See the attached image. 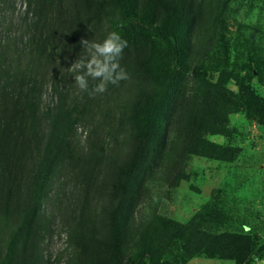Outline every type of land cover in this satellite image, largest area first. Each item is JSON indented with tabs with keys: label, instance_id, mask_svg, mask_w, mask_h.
Instances as JSON below:
<instances>
[{
	"label": "rangeland",
	"instance_id": "1",
	"mask_svg": "<svg viewBox=\"0 0 264 264\" xmlns=\"http://www.w3.org/2000/svg\"><path fill=\"white\" fill-rule=\"evenodd\" d=\"M35 1H1L0 38L9 27L12 34L25 31L26 45L36 22L59 29L55 13L61 7L70 21L53 39L52 60L63 84L57 96L48 85L39 105L41 112L53 108L63 92L73 151L54 176L40 181L44 188L28 206L34 210L40 198V264H133L146 231L160 219L165 230L144 264L234 261L210 255L206 235L222 236L228 257L243 235L263 246L264 0H136L144 28L120 60L130 78L95 98L78 89L67 69L83 54L81 39L102 42L130 3L56 0L46 10ZM178 2L182 12L175 10ZM176 34L182 44L177 71L159 86L151 42L174 44ZM98 83L89 78V90ZM42 125L47 132V120ZM144 133L155 135L149 155L131 169L130 154ZM211 144L234 159L196 154ZM14 218L0 227L5 256L13 251ZM113 224L123 227L118 248L105 243ZM255 256L264 259V253Z\"/></svg>",
	"mask_w": 264,
	"mask_h": 264
},
{
	"label": "trees",
	"instance_id": "2",
	"mask_svg": "<svg viewBox=\"0 0 264 264\" xmlns=\"http://www.w3.org/2000/svg\"><path fill=\"white\" fill-rule=\"evenodd\" d=\"M1 1L3 0H0V4ZM55 1L35 2L46 10H53ZM125 1L130 3V7L123 13L116 31L130 42L140 35L144 27L140 21L138 2L120 0L122 4H125ZM184 7L178 2L175 10L182 12ZM61 9L62 7L55 13L59 29L55 30L49 22L44 25L36 22L34 27H30L34 28L33 38L26 45L23 44L25 31L12 34L9 27L0 38V227L3 221L10 217L16 216L19 220L11 241L14 252L11 251L5 256L0 243V264H6V260L9 264H40L37 240L42 228L39 222L42 215L40 198H37L38 205L34 210L28 209V206L31 201L36 202L34 194L43 190L44 182L55 175L57 169L63 165V160L73 154L67 137L72 128L66 127L71 112H68L65 99L61 97L63 92L59 93L60 99L53 108L47 107V110L42 112L39 109L48 85L52 87V95L57 96V89H61L63 84L56 70L57 64L52 60L53 52L55 54L57 50V47L53 46V39L61 27L64 31L69 28L70 21L67 14L60 12ZM153 30L156 35L161 32L160 28ZM180 37L176 34L175 43L170 45H164L157 40L151 42L150 57L158 66L156 77L159 86L171 81L177 71L176 63L182 52ZM184 71L198 73L197 69L185 68ZM46 120L49 125L47 132H44L41 126ZM154 137L151 133H144L134 152L130 154L131 160L128 164L131 169L146 161L149 155L147 148ZM45 141L47 145L43 147ZM196 154L225 161H232L235 157L233 152L212 144L204 153ZM30 179H37V182H27ZM40 181H43V185ZM23 209L27 210L24 218ZM164 222V219H160L152 223V227L146 231L139 254L131 261L133 264H144L145 260L152 256L151 246L154 240L162 237ZM123 235V227L113 224L105 243L118 248V244L124 239ZM206 237L210 255L234 260L235 264H251L253 255L264 253V245L259 247L256 239L250 235L241 236L244 242L240 244V248L237 245L234 251L230 250L234 257L225 254L222 236ZM203 242L202 238L198 240V243Z\"/></svg>",
	"mask_w": 264,
	"mask_h": 264
},
{
	"label": "clouds",
	"instance_id": "3",
	"mask_svg": "<svg viewBox=\"0 0 264 264\" xmlns=\"http://www.w3.org/2000/svg\"><path fill=\"white\" fill-rule=\"evenodd\" d=\"M79 43L83 54H80L67 70L74 73L75 85L81 92H87L89 98L105 93L109 84L118 86L121 81L130 78L120 64L128 41L118 31L109 32L102 42L81 39ZM89 78L99 81L91 90ZM251 259L253 264H264V259L258 256L253 255ZM230 264H235V261Z\"/></svg>",
	"mask_w": 264,
	"mask_h": 264
}]
</instances>
